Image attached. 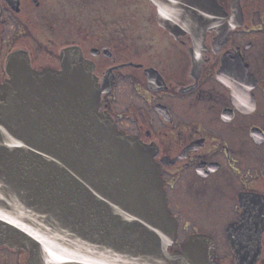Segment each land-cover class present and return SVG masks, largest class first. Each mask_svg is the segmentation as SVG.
<instances>
[{"label":"flooded vegetation","instance_id":"flooded-vegetation-1","mask_svg":"<svg viewBox=\"0 0 264 264\" xmlns=\"http://www.w3.org/2000/svg\"><path fill=\"white\" fill-rule=\"evenodd\" d=\"M16 51L83 60L101 111L153 146L171 253L204 234L219 264H264V0H0L1 81ZM29 257L0 246V264Z\"/></svg>","mask_w":264,"mask_h":264},{"label":"water","instance_id":"water-1","mask_svg":"<svg viewBox=\"0 0 264 264\" xmlns=\"http://www.w3.org/2000/svg\"><path fill=\"white\" fill-rule=\"evenodd\" d=\"M6 72L0 246L24 249L29 264H219L204 234L169 251L177 221L155 149L101 111L90 65L75 59L63 70H36L26 52L16 51ZM237 233L228 232L234 249Z\"/></svg>","mask_w":264,"mask_h":264}]
</instances>
